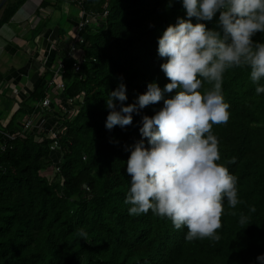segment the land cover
Returning a JSON list of instances; mask_svg holds the SVG:
<instances>
[{"label":"trees","instance_id":"obj_1","mask_svg":"<svg viewBox=\"0 0 264 264\" xmlns=\"http://www.w3.org/2000/svg\"><path fill=\"white\" fill-rule=\"evenodd\" d=\"M27 1L8 0L0 29ZM67 1L99 17L84 31L81 71L73 68L76 59L67 60L62 93L66 100L78 97L77 111L60 119L56 137L37 131L20 135L18 121L32 114L48 94L53 70L47 68L9 123L0 127V264H258L257 257L264 254V94H255L249 70L226 71L222 94L230 118L212 129L219 140L217 163L238 178L241 202L235 208L225 206L219 241H187L186 227L176 230L170 219L151 210L129 215L124 203L130 187L129 148L142 139L143 115H155L163 101L134 115L133 124L124 129L105 127L110 112L106 98L121 78L127 86L126 105L145 93L149 83L158 82L163 88L170 82L161 70L166 61L158 56V38L185 15L182 4L180 0ZM50 4L43 0L41 8ZM60 32L67 37V29L60 27ZM254 39L264 41L261 34ZM8 107L4 103V111ZM10 130L14 139L5 137ZM56 139L59 148L53 150ZM232 159L234 164L229 163ZM241 215L249 218L247 223H239ZM80 230L87 233V240L78 235Z\"/></svg>","mask_w":264,"mask_h":264},{"label":"clouds","instance_id":"obj_2","mask_svg":"<svg viewBox=\"0 0 264 264\" xmlns=\"http://www.w3.org/2000/svg\"><path fill=\"white\" fill-rule=\"evenodd\" d=\"M180 2L185 15L158 38V56L166 61L161 70L170 82L163 88L158 82L149 83L145 93L126 105L127 86L121 78L106 98L110 112L105 127L124 129L133 124L134 115L163 101L155 115H143L142 139L129 148L130 187L124 203L129 215L151 210L170 219L176 230L186 227L187 241H219L217 230L222 227L225 206L235 208L241 201L238 178L217 163L219 140L212 129L230 118L222 94L226 71L248 69L255 94H264V41L254 39L257 34L264 37V0ZM205 83L212 84V89L204 90ZM173 90L175 95L166 98ZM248 219L241 215L239 223ZM78 235L87 240L85 231ZM257 261L264 264V254Z\"/></svg>","mask_w":264,"mask_h":264},{"label":"crops","instance_id":"obj_3","mask_svg":"<svg viewBox=\"0 0 264 264\" xmlns=\"http://www.w3.org/2000/svg\"><path fill=\"white\" fill-rule=\"evenodd\" d=\"M28 1L23 6H25ZM58 2L60 1L56 0L54 2V0H51L50 5L56 6V3ZM50 8V6L48 8H41L42 10L38 13V21L41 20L39 22L41 27L44 22L46 24H44L42 28L39 25L36 26V29L32 27V30L35 33L33 38H26L19 44H13V39L15 41V39H18L17 37H20V34L24 35V32L22 30L21 33L15 32L10 27V23L3 26L4 28L7 26L14 33L10 39L6 40L7 44L3 48L0 47V85L2 81H4L5 89L8 88L10 91L9 95L5 96L6 90L2 89L0 86V115H3V113L7 115L8 123L13 114L19 109L20 104L32 94L36 86L40 83L47 68L52 70L58 57V53L55 54L53 47L55 48L57 43H61L62 45L59 46L68 48L69 44L74 41L76 26L81 20V11L79 8L71 2H63L59 6L61 11L60 21L56 24H52L50 19L53 10L56 7H52L51 12L49 10ZM43 10L49 11L50 16L43 18ZM17 14L18 12L11 20L19 23L22 21V18L19 20L16 19ZM60 27L62 30H68L67 37H63L61 32L59 33ZM2 28L0 29V32ZM53 58H55L54 63H51ZM47 83H49V81ZM2 96L5 97V100L1 99ZM4 103L6 104V107L9 106V111H4ZM72 110H74V108L68 103V100L64 99L62 90H58L53 97V108L49 113L41 117L42 119L39 118L37 124H40L42 128L47 127V129H58L60 126V119L68 116L69 112ZM27 116L29 115H26L24 119ZM24 119L18 121L19 127H21ZM43 130L41 132H43ZM8 132L12 131L10 130Z\"/></svg>","mask_w":264,"mask_h":264},{"label":"built area","instance_id":"obj_4","mask_svg":"<svg viewBox=\"0 0 264 264\" xmlns=\"http://www.w3.org/2000/svg\"><path fill=\"white\" fill-rule=\"evenodd\" d=\"M81 3L82 0H73ZM80 22L77 24V28L75 30V36L74 41L71 42L68 46V48H65L61 43H57V47L55 49L58 52V57L56 63L53 65V78L48 83V94L46 98L36 104V110L27 116L24 119V122L21 125L20 135L25 137L26 135L37 131L38 133H45L47 136H55L60 131V129H53L43 127L39 124H37V121L39 118L45 116L47 113L51 111L53 108V97L57 93L58 90H65V81H64V75L67 70V60L69 59H76V61L73 63L74 70L78 73L81 71L82 63L85 60L84 53L80 57H75V53L79 50L80 45L85 42L84 37V31L92 26L93 24L97 23L99 17L87 13L84 10H81L80 14ZM55 50V51H56ZM78 100V97L74 99H69L68 103L73 106L74 110L69 112V117L73 115L77 110L74 107V103ZM42 119V118H41ZM45 126V125H44ZM63 129V128H62ZM43 130V132H41ZM64 130V129H63ZM5 137L7 139H14L15 133L14 132H6ZM59 148V140L56 139L55 142L52 144L51 149L56 150Z\"/></svg>","mask_w":264,"mask_h":264},{"label":"rangeland","instance_id":"obj_5","mask_svg":"<svg viewBox=\"0 0 264 264\" xmlns=\"http://www.w3.org/2000/svg\"><path fill=\"white\" fill-rule=\"evenodd\" d=\"M42 1L43 0H29L28 3L25 6H23L21 8V10L17 14L16 19L19 20L20 18H22L21 19L22 21L19 22V23H16L13 20H11L9 25L15 32H18V33H21L22 31L24 32V35L20 34V37H17L18 39H15V41L13 39V44H19V43H21V41H23L26 38L32 39L33 36L35 35V33L32 30V27L35 28V29H36L37 25H39L41 27V24H39V22L41 20L38 21V13L42 10L41 9ZM55 1L56 0H54V2ZM59 1L60 2L56 3V6L55 5L54 6H50L51 8L49 9L50 12H51L52 7L53 8L54 7L57 8V9L55 8L53 10L52 15L50 17L52 24H56L58 21H60L59 19L61 17V11L59 9V6L63 2H66V3L69 2V1L67 2V0H59ZM22 10H24L25 12L21 13ZM42 14H43V18H46V17L50 16L49 11H46V10H43ZM0 18H1V13H0ZM23 19H26V20H23ZM21 28H23L24 30L21 29ZM13 35H14V33L12 32L11 29H9L7 26L5 28L3 27L1 32H0V47L3 48L7 44L6 40L10 39ZM53 46H54V44H53ZM56 47H57V44H56ZM53 49H54L55 54L58 53L57 50L54 47H53ZM82 51L83 50L81 48H79V50L75 54V57H80L81 54H82ZM3 54H4V52H3ZM4 83L5 82L2 81V83L0 85L2 87V89H5V84ZM5 90H6L5 96H8L10 91H9L8 88H6ZM1 99L5 100V97L2 96ZM6 124H8V118H7V115H5L3 113V115L2 114L0 115V126L5 127L4 125H6ZM50 171H51V169H50Z\"/></svg>","mask_w":264,"mask_h":264},{"label":"bare ground","instance_id":"obj_6","mask_svg":"<svg viewBox=\"0 0 264 264\" xmlns=\"http://www.w3.org/2000/svg\"><path fill=\"white\" fill-rule=\"evenodd\" d=\"M2 1H3V0H0V13H2L5 4L8 2V1H7L3 6H1ZM28 9H29V8H28ZM20 10H21V9H20ZM20 10H19V11H20ZM19 11H18V12H19ZM24 12H25L24 10L21 11V13H24ZM28 14H29V13H28Z\"/></svg>","mask_w":264,"mask_h":264},{"label":"water","instance_id":"obj_7","mask_svg":"<svg viewBox=\"0 0 264 264\" xmlns=\"http://www.w3.org/2000/svg\"><path fill=\"white\" fill-rule=\"evenodd\" d=\"M8 0H3L1 6H3Z\"/></svg>","mask_w":264,"mask_h":264}]
</instances>
